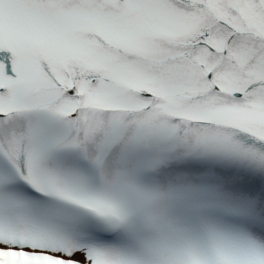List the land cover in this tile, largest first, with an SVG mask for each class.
Returning a JSON list of instances; mask_svg holds the SVG:
<instances>
[{
  "label": "snow or ice",
  "instance_id": "snow-or-ice-1",
  "mask_svg": "<svg viewBox=\"0 0 264 264\" xmlns=\"http://www.w3.org/2000/svg\"><path fill=\"white\" fill-rule=\"evenodd\" d=\"M0 264H264V0H0Z\"/></svg>",
  "mask_w": 264,
  "mask_h": 264
}]
</instances>
